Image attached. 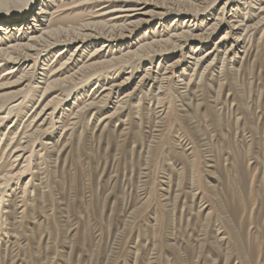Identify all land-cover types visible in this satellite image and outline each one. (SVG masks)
I'll return each mask as SVG.
<instances>
[{"label": "rangeland", "instance_id": "374dc122", "mask_svg": "<svg viewBox=\"0 0 264 264\" xmlns=\"http://www.w3.org/2000/svg\"><path fill=\"white\" fill-rule=\"evenodd\" d=\"M2 1L0 264H264V0Z\"/></svg>", "mask_w": 264, "mask_h": 264}, {"label": "bare ground", "instance_id": "6f19581e", "mask_svg": "<svg viewBox=\"0 0 264 264\" xmlns=\"http://www.w3.org/2000/svg\"><path fill=\"white\" fill-rule=\"evenodd\" d=\"M6 1H8V0H6ZM19 1V0H18ZM137 1H139V3H133V4H130V5H124V6H122V8H123V12H125V17H126V19L128 20V21H130L128 24H126V26L128 27L129 26V29H131L130 27H133V26H142L143 24H148L150 21H151V19H152V16H154V15H158V14H160L161 12H159L158 10L156 11V10H153V9H150V7H147L146 5H143V4H145V3H142V2H147L146 0H136V2ZM142 1V2H141ZM159 1H161V0H159ZM1 2H3L2 0H0V4H3V3H1ZM228 2V1H227ZM7 3V2H6ZM6 3H4V5L6 4ZM152 4V3H151ZM153 5V4H152ZM224 5H225V7L224 8H226L227 6H228V4L227 3H224ZM3 6V5H2ZM13 7H14V9H20L21 7L20 6H17V5H13ZM30 7H32V5L30 6ZM44 7V6H43ZM43 7H41V8H38V10L37 11H34V15H30L32 18H30V19H28V20H26L24 23H22L23 24V26L25 27H28V28H30V27H36V23L35 22H38V25L37 26H39V25H41L42 23L40 22V21H37V20H35V18H36V16L35 15H38V14H41L42 13V11H44L45 10V8H43ZM157 7V6H156ZM6 9H7V7H6ZM13 9V10H14ZM164 9V8H163ZM1 10V9H0ZM5 10V9H4ZM2 12H9V11H3V10H1ZM164 11V10H163ZM39 12V13H38ZM29 17V16H28ZM192 18V17H191ZM50 19V18H49ZM41 20V19H40ZM190 20V19H189ZM31 21H33V22H31ZM48 20H46V22H47ZM126 21V20H125ZM184 21H187V20H184ZM183 21V22H184ZM9 21L8 20H4V23H8ZM218 22V21H217ZM221 23V22H220ZM220 23H218L217 24V27L220 25ZM21 24V25H22ZM124 24V23H123ZM124 24V25H125ZM189 24V23H188ZM193 25H194V23H193ZM202 25V24H201ZM9 27L10 26H6L5 24H1V26H0V30H2V29H4V33H5V35L6 36H8V37H10V35H11V30H15V31H17V30H20L21 29V26H19V27H15V26H13L10 30H9ZM111 27V26H110ZM199 27H200V25H199ZM203 27V26H202ZM147 28V27H146ZM189 28V27H188ZM187 28V29H188ZM192 28V27H191ZM208 29V28H207ZM32 30V29H31ZM197 30V29H196ZM204 30H205V28H204ZM219 29H217V31H218ZM192 34L191 33V31H189V30H187V32L186 31H182V34ZM78 36H81L82 37V39H85V38H83V37H85L86 36V34H80V33H78L77 34ZM191 38H194V37H190V39ZM104 44V43H103ZM198 45V44H197ZM197 45H195V47L197 46ZM101 46H102V44H101ZM186 46V45H185ZM191 46V45H190ZM65 47V46H64ZM103 47V46H102ZM184 46H182V48H183ZM111 48V47H110ZM105 49V48H104ZM196 49V48H195ZM105 50H107V49H105ZM136 50V49H135ZM67 51H70V48L67 50ZM74 51L75 50H72L71 51V53L69 54V56H71L73 53H74ZM190 51V50H189ZM192 51V50H191ZM59 52V51H58ZM65 53V52H64ZM100 53V52H99ZM107 53H108V51H107ZM190 53V52H189ZM68 54V53H67ZM7 55H8V53H7ZM189 55V54H188ZM193 55H195V54H193ZM9 56V55H8ZM14 56V55H13ZM68 56V57H69ZM7 57V56H6ZM65 57V55H63V57H60L59 56V59H61V58H64ZM193 57V56H192ZM10 58H11V56H10ZM199 58V57H198ZM45 59V58H44ZM43 59V60H44ZM67 59H69V58H67ZM59 61V60H58ZM195 61V60H194ZM197 61V60H196ZM56 62V61H55ZM196 64V63H195ZM107 65V64H106ZM83 70V69H82ZM83 72H85V71H83ZM76 74V73H75ZM44 75V74H43ZM46 75V74H45ZM49 79V78H48ZM49 83V82H48ZM91 92H93V91H91ZM95 93H97L98 92V90H96V91H94ZM71 97V96H70ZM74 101V100H73ZM75 103V102H74ZM76 105V104H75ZM47 106V105H46ZM44 107H45V105H44ZM43 107V108H44ZM83 108V107H82ZM40 112H41V110H40ZM39 114V113H38ZM37 114V115H38ZM41 117H43V116H41ZM30 119V118H29ZM28 119V120H29ZM44 119V118H43ZM43 122V121H42Z\"/></svg>", "mask_w": 264, "mask_h": 264}]
</instances>
